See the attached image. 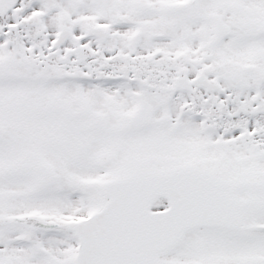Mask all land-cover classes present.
I'll return each mask as SVG.
<instances>
[{"label": "snow or ice", "instance_id": "6c2138e0", "mask_svg": "<svg viewBox=\"0 0 264 264\" xmlns=\"http://www.w3.org/2000/svg\"><path fill=\"white\" fill-rule=\"evenodd\" d=\"M0 264H264V0H0Z\"/></svg>", "mask_w": 264, "mask_h": 264}]
</instances>
